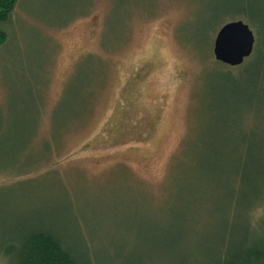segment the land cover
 <instances>
[{
	"label": "rangeland",
	"instance_id": "obj_1",
	"mask_svg": "<svg viewBox=\"0 0 264 264\" xmlns=\"http://www.w3.org/2000/svg\"><path fill=\"white\" fill-rule=\"evenodd\" d=\"M116 3L19 0L3 25L0 253L41 227L97 264H209L264 190L251 151L246 187L235 164L215 179L206 165L241 158L245 138L264 152V124L249 132L208 82L240 77L214 41L244 18L215 0Z\"/></svg>",
	"mask_w": 264,
	"mask_h": 264
},
{
	"label": "trees",
	"instance_id": "obj_2",
	"mask_svg": "<svg viewBox=\"0 0 264 264\" xmlns=\"http://www.w3.org/2000/svg\"><path fill=\"white\" fill-rule=\"evenodd\" d=\"M114 1L116 3L118 0ZM18 2L19 0H0V45L8 39V32L3 25L12 18ZM215 4L223 13L222 17L241 16L256 29L255 49L240 65L237 71L240 77L233 76L231 71H226L225 77H208V82H215V78L222 81L214 83L221 86V92L215 93L219 94V107L224 111L243 112L242 121L244 120L246 127L247 123H251L247 127L250 132L259 122L264 124V0H215ZM121 6H124L123 2ZM119 8L117 5L116 9ZM194 40L198 44L206 41L200 36L198 39L194 37ZM244 75L247 77H242ZM227 119L228 117H221L220 128H226L229 122ZM245 139L241 158L234 161L210 159L206 162L207 170L213 174L212 179H215L225 173L228 165L235 164L236 168L240 169L237 174L245 184V177H248L246 171L249 169L248 159L251 158L248 155L251 151L252 157L257 155L251 163L252 171L257 178H261V187L264 188V152L260 151L261 146H257L259 152L252 153L253 147L248 143L250 139ZM251 187L255 201H247L248 209L244 214L245 218L249 216V225L242 228L239 236L233 235L232 227L235 224L229 225L231 231L228 237L225 236L221 248L209 264H264V190H253L255 186ZM257 211L260 212L257 214ZM0 256L11 264H97L90 255L75 254L53 231L41 227L31 229L25 235L4 245Z\"/></svg>",
	"mask_w": 264,
	"mask_h": 264
},
{
	"label": "water",
	"instance_id": "obj_3",
	"mask_svg": "<svg viewBox=\"0 0 264 264\" xmlns=\"http://www.w3.org/2000/svg\"><path fill=\"white\" fill-rule=\"evenodd\" d=\"M256 41V33L249 23L243 19L229 21L216 33L214 56L226 65H242L253 54Z\"/></svg>",
	"mask_w": 264,
	"mask_h": 264
}]
</instances>
